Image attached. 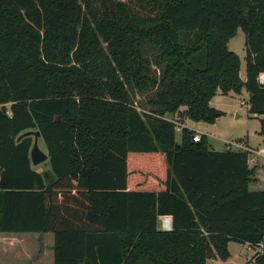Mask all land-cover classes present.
<instances>
[{"label": "trees", "instance_id": "trees-1", "mask_svg": "<svg viewBox=\"0 0 264 264\" xmlns=\"http://www.w3.org/2000/svg\"><path fill=\"white\" fill-rule=\"evenodd\" d=\"M239 27L245 79L227 46ZM141 40L160 49L158 77ZM262 72L264 0H0V232H52L53 264H209L231 241L259 247L246 264H264L249 152L216 151L186 126L176 142L164 117L186 106L214 123L211 97L245 87L264 142ZM130 83L152 86L151 109ZM29 129L47 171L30 163L31 136L16 142Z\"/></svg>", "mask_w": 264, "mask_h": 264}, {"label": "rangeland", "instance_id": "rangeland-1", "mask_svg": "<svg viewBox=\"0 0 264 264\" xmlns=\"http://www.w3.org/2000/svg\"><path fill=\"white\" fill-rule=\"evenodd\" d=\"M228 49L236 53L240 61L239 76L241 79H245V46H244V32L239 27L236 34L229 39L227 43ZM140 49L142 54L150 61V68L152 69V76L158 77L160 74L159 65L154 60L155 56L159 53V47L148 41L141 40ZM204 50L203 48L195 53L191 61L197 67L203 66ZM130 97L134 104L145 110L151 109L148 103L153 97L154 89L151 85H147L143 89H138L134 83L129 85ZM248 98L249 93L245 87H242L240 93L230 91L226 94L217 91L210 100V105L220 111L223 114L215 120L214 123H206L199 121L195 124L186 115V106H181L176 113L164 114V117L172 120L175 124V140H180V130L183 126L194 129L195 135L205 134L208 138L209 145L216 151L224 150H247L252 154L256 161L251 163V167L258 168L264 172V152L260 151L264 149L263 137L259 133V117H256L248 112ZM40 147L45 150V147L41 141L38 140ZM232 142L238 144L234 145ZM48 162L44 161L39 165L33 166L35 170L47 171L49 168ZM260 188H264V181ZM160 228V217L158 220ZM228 251L230 255L222 260L218 256H215V264H246V262L254 254V248L246 243H238L231 241L228 243Z\"/></svg>", "mask_w": 264, "mask_h": 264}, {"label": "crops", "instance_id": "crops-1", "mask_svg": "<svg viewBox=\"0 0 264 264\" xmlns=\"http://www.w3.org/2000/svg\"><path fill=\"white\" fill-rule=\"evenodd\" d=\"M194 123L197 124L199 122ZM252 156L249 153V167L252 166L250 165L251 163L256 161ZM46 162H48V159ZM263 181L264 172L256 168L253 180L248 184V189L250 191L264 190V188H260ZM53 242L54 236L52 232H0V264H53ZM258 250L259 247H255L254 253ZM216 260L212 258L208 262L209 264H214Z\"/></svg>", "mask_w": 264, "mask_h": 264}, {"label": "water", "instance_id": "water-1", "mask_svg": "<svg viewBox=\"0 0 264 264\" xmlns=\"http://www.w3.org/2000/svg\"><path fill=\"white\" fill-rule=\"evenodd\" d=\"M0 113H1V110H0ZM59 119H60V117L57 116L56 120L58 121ZM27 136L32 137L31 146H30L29 152H28V157H29L31 165L36 166V165H39L40 163L46 161L48 159V154L45 150H43L40 147L39 142H38V140L41 137L39 130L29 129V130L21 132L16 137V142L20 141L22 138L27 137ZM168 218H170V220H171L170 216H168Z\"/></svg>", "mask_w": 264, "mask_h": 264}, {"label": "built area", "instance_id": "built-area-1", "mask_svg": "<svg viewBox=\"0 0 264 264\" xmlns=\"http://www.w3.org/2000/svg\"><path fill=\"white\" fill-rule=\"evenodd\" d=\"M258 81L260 83L264 84V72L259 74ZM192 139L194 141H198L200 139V136L194 134ZM232 144L238 146V144L236 142H232ZM260 151L264 152V149H261ZM160 228L163 229V230L171 229V220H170V218H168V216H160Z\"/></svg>", "mask_w": 264, "mask_h": 264}]
</instances>
